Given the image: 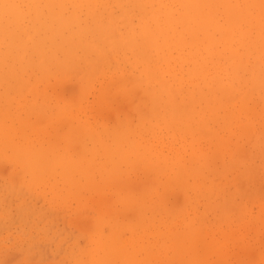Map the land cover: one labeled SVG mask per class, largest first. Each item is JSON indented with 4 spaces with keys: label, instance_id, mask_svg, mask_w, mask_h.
<instances>
[{
    "label": "bare ground",
    "instance_id": "obj_1",
    "mask_svg": "<svg viewBox=\"0 0 264 264\" xmlns=\"http://www.w3.org/2000/svg\"><path fill=\"white\" fill-rule=\"evenodd\" d=\"M260 5L261 0H0V162L22 171L21 178L13 171L19 195L44 187L59 206L71 199L91 210L95 203L97 217L86 218L83 211L79 219L72 217L94 229L86 264L224 263V251L220 261L198 253V216H189V209L212 190L192 187L185 177L200 181L212 174L214 180L250 155L236 148L237 136L231 143L230 134L214 128H244L245 134L255 121L248 100H264ZM112 87L119 93L112 94ZM92 93L96 104L90 108ZM236 111L245 115L247 127ZM200 131L212 135L207 147L199 144ZM215 158L228 168L221 164L219 170ZM3 169L4 177L13 176ZM181 189L188 214L179 215L168 197ZM223 191L217 184L215 195ZM10 197L5 198L13 202ZM83 216L94 221L86 226ZM121 229L130 237L123 239ZM220 246L219 252L226 249Z\"/></svg>",
    "mask_w": 264,
    "mask_h": 264
},
{
    "label": "rangeland",
    "instance_id": "obj_2",
    "mask_svg": "<svg viewBox=\"0 0 264 264\" xmlns=\"http://www.w3.org/2000/svg\"><path fill=\"white\" fill-rule=\"evenodd\" d=\"M97 82H96V88L99 90L100 87H101V85L99 83L100 81L98 82V84H97ZM74 83L75 84H73V85L78 84L76 82H74ZM97 85H100V86L97 87ZM126 86H127V88H130L131 87V85L130 86L129 85H126ZM96 88L93 90L94 94H97V92H95V91H97ZM111 90H113L112 91V94H114L116 91L119 93V91L116 90V88L113 89V87H112ZM94 94L93 93L91 94V95H93V97H91V95L89 97V101L90 102L89 101L88 102H89L90 108L96 104V101H95L96 98H95ZM235 94L237 96V93L236 92L234 93V95ZM233 100H232L231 103L234 102L233 104H237V102L239 101V96H238V98L235 99L236 101L235 100L233 101ZM261 101H262V99L256 100V103H258L256 105V104H254L255 103V99L248 100L249 105H251V108H252V106H255V108L253 107V109H254V114L256 115V118H254L255 115L253 114L252 115L253 116V120H255V121L253 122L254 124L253 123L251 124L252 126L250 125V126L247 127L248 121L244 117L245 116L244 114H242L240 112H237V111H236L237 113L235 112L236 115L238 116V120H239L238 122L240 124L243 122L241 125L247 127L246 128L247 131H246L245 134H241V131H243L244 128H228L227 129V127H226V129H225V127H223V124H219V125L222 126L221 128H224V131H223V129H221V131H220L219 128L218 129L214 128V130H217L218 134H221V135L224 134V133L225 134H230V141H231V143H233L232 140H235V138H236V140L234 141V145H236V148L237 149H240L241 146H242L243 148H241V150H240L241 152L245 148V150H244L245 151V154L246 153H249L250 155L247 154V157L248 158L251 157V159H248V158L245 157L246 159L244 160V163L243 164H241L240 166H234V168H231V169L229 167L230 170H228V171L226 170V171L222 172L220 175L219 174L216 175L215 176L216 178L214 180H212V177H213L212 174H210V175H208V177L202 179L203 181L202 180L198 181V179L196 180V179H194L193 177H191L189 175L187 177H185V179L188 181V183H190V185H192V187H195V186L197 187L198 185H200L198 187H201L202 186V188H203L204 191H205V189H208L209 192H210V190H212V195L210 197L213 198L212 196H216V199H218L217 201H215L214 198L213 199H210V197H206V195H200L199 199H197L196 201H194V204L192 203L193 204V206H192L193 208L191 207L189 209V216H195V214H197V216H198L196 218V222H197L196 224H197V227L198 228L195 231V234L196 233L197 234L201 233V234H199V236L197 235L198 237H200V238H198L199 239V242H198L199 245H198V247H199V250H200V251H198V253H201L202 252L201 253L202 255H207V256L209 254V255H211L210 258L212 260H218V261H220V257L218 255H220L224 251L225 252V255H227V256H225L227 259L224 257L225 258V261L223 260L224 263L222 261H220L222 263L216 261L219 264H225L226 261H227L226 264H232V263L233 264H246V263L247 264H252L253 262H254L253 264H256L257 262H258L257 264H264L263 263L264 262V256H263V254H264V247H263L264 246V234H263L264 233V228H263L264 227V225H263L264 224V222H263V219H264V215H263L264 214V198H263L264 197V190L262 191V189L264 188L263 187L264 185H262V183H264V132L262 131V130H264V127H263L264 126V124H263L264 123V108H263L264 106H263V104H262L263 110H259L261 108V104L260 103L264 102V100L262 102ZM91 104H92V106H91ZM256 109L259 110L258 113L255 111ZM261 111H262V113H261ZM259 113H261V114L259 115ZM257 115L258 116H261V117H258ZM239 116H240V119L243 120V121H241L239 119ZM236 119H237V117H236ZM261 124L263 126H261ZM260 126L262 127V129L260 128ZM215 127H219V126L217 125ZM203 129H205V130L207 129V131H209V128H200V130L202 131V133H203ZM210 129H212V128H210ZM252 129L254 130L253 133L251 131ZM201 131L199 133V134H201L200 137L202 136L204 138L201 137L203 139V143H202L201 140H199V144H203L205 147H207L208 146L207 143H208L209 139H211L212 135L209 134V136L207 137L208 133H206L207 135H205V134L202 135ZM220 132H222V133H220ZM230 132H232V133H230ZM251 133H252V135L254 137H252ZM259 134L262 136L260 138L261 139L260 140V143H259V137H258V136H260ZM232 135L234 137L235 136H237V137L234 138ZM197 136H199V135L196 134L195 137H197ZM205 141H207V142H205ZM249 142H251V143H249ZM213 149H215V146L213 147ZM247 150H248V152H246ZM211 151H213V150H211ZM255 154H257V155L255 156ZM216 159L217 158H215V161H216ZM220 159H217L218 161H216V163L219 164V165L217 164L218 167H219V170L221 168L220 167L221 164H223V161H222L223 159L222 160H220ZM4 161H5V163L7 162L8 166L11 164V162L8 161V160H6V159H4V160L2 159L1 160L2 164H4ZM1 162H0V165L2 166ZM7 164H4L2 167L0 166L3 171L5 170V169H3V167H5L6 169L12 167L11 168V171L12 172L14 170H16L15 167H17V170L20 169L16 164H13L12 163L10 165V167H8ZM224 164H223V166H224ZM225 166H224L225 168H228L227 167L228 166L227 164ZM254 169H255V171H254ZM256 169H257V171H256ZM221 170H223V168H221ZM3 171L0 170V176H1L0 177V199L2 200V203L5 205V206H3L2 203H1V201H0V209H1L0 210V227H1L0 228V232H1L0 233V264H7V263H9V264H21V262H23V261H28V262H30V264H36L37 262H38L37 264H70V263L71 264H81V263L82 264H86V263H88L87 262V259H88L87 252L92 247L91 239H92V235L94 233V231H93L94 229L92 230V228H91L90 231L89 230H86V229L89 228V227H91V226H89V227L87 226V222L89 224H91L90 221H92L94 218H91V220L88 221V219L85 220V218H84L85 216H83L82 219L80 217V220L85 221L86 226H87V227L85 226L86 228H82V226L85 225V224H82L84 222H81V225H82L81 226V225H79V222H77V220L76 221L73 220L75 223L72 222V219L73 218L74 219H79L78 218V215L81 216L83 213H84L83 215H86V218H88L89 216L97 217V215H98V207L97 206L95 207V203H93L92 201H91L92 202L91 203L90 200H89V202L92 204L91 205V210H89V207L90 206L88 207V205H86L87 203L86 204L85 203L83 204V205L87 206L86 208L84 206H83V208L82 207L81 208H78V207H80L79 206L80 203H78L76 200H74V201H76V204H75V202L73 203V201L71 199L70 200L68 199L69 202L68 201H66L64 203L60 202L62 204H60V206H59L57 204V202H59V201L53 200L51 198V195H50L49 191H46L47 189L45 190L44 187H43L42 191L41 190L40 191L39 190L38 191H35L34 194H32V193L30 194V193H27L26 192V193H23L22 195H19L18 192L13 191V185H17V184L20 183V181L17 182L16 181L17 179L16 178L14 179V177H17V175H18L19 177H17V178H21L22 177V171L21 170L18 171L19 173H17L16 171H14L17 174V175L14 176V172L12 173L8 169V171L13 174V176H11V177H10L11 174L10 175H7L8 172L7 171H4V172H7L6 175L10 177L9 179L7 177H4V175H2L3 174L2 173ZM254 173L258 177H256L254 175ZM12 177L15 180V181L13 180L14 182H12ZM136 177L138 178L139 176L137 175ZM239 177H240L241 180L239 179ZM252 177L253 178H256L257 181H255L256 179H253ZM259 178H260V180H259ZM6 179H7V181H6ZM254 181H255V183H253ZM260 181H261V183H260ZM239 182H240V185H239ZM245 182L248 183V185H246ZM241 183H243V184H241ZM217 184H220V185H222L225 188V191L221 192L222 195H223V197H224V200H223V197H222L221 193L218 194V195H215V192L214 191H216ZM4 189H5V191H4ZM246 189H248V190H246ZM43 190H45V191L43 192ZM182 190L183 189H181V191H179V192L178 191H175L174 194L169 195V197H168V199H169L168 200V204L171 205V206L174 205L175 206V209H176L175 211L178 210L176 213H179V215H180L181 212H184V210H185L183 208L184 207L183 206V201H184L183 193L184 192H182ZM97 191L102 192L103 190L97 189ZM1 194H2V196H4V198L1 196ZM5 194H8V195H5ZM37 194H38V196H37ZM250 194L252 195L251 198H249L250 197ZM255 194H256V196H255ZM257 194H259V195H257ZM9 195L12 196V198L14 199L13 202L10 201L11 197ZM47 195H49L48 197L51 198V199H48L47 200ZM220 195H221V198H219ZM231 195L233 197V200H232ZM5 197H9L10 199H7ZM45 197H46V199H45ZM176 197L179 198L178 201L176 200L177 199ZM261 197L263 198V200H262ZM228 198L232 200V201L230 200V203H229V199ZM5 199H7V201ZM211 200H212V202H211ZM239 200H242V202L239 201ZM46 201H47V203H45ZM89 202H88V204H89ZM239 202L241 203V205H239L240 204ZM77 203H78V205H77ZM170 203H172V204H170ZM21 204H23V205H21ZM53 204H55L57 206H55ZM93 204H94V206H93ZM229 204H230L231 207H234V209L232 208V210H231ZM233 204H234V206H233ZM14 205H15V207H14ZM242 205L244 207L246 206V209L244 207H242ZM62 206H63V208H64V206L65 207L67 206V208L69 210L64 209V211H62L63 210L62 209ZM177 206H179V208ZM181 206H182V208H181ZM93 207H95V208H93ZM238 207L240 209H238V211H237L236 209ZM84 208H85V210H83ZM242 208H244V210H242ZM34 209H36V210H34ZM79 209H82V210H79ZM53 210H54V212H53ZM226 210H228V212ZM59 211H62V215L59 214L60 216H58V213H57ZM68 211H70V212H68ZM73 211H75V212H73ZM79 211L80 212L83 211L82 214ZM185 211L186 212H184V214L185 213L188 214V211L187 210H185ZM59 213H61V212H59ZM52 215H53L54 218L52 217ZM58 217H60V218H58ZM65 217H67V218L69 217L68 221L70 223H67L68 221H66V224H65V220H67ZM223 217H224V219H223ZM242 217H243V219H242ZM199 218H202L203 220H199ZM53 219H54V222H53ZM260 219L262 220L261 222L259 221ZM7 220H8V222H7ZM33 222H34V224H33ZM247 222H248V225H247ZM38 223L40 225H38ZM227 223L228 224L230 223V225L228 226ZM255 224L257 226L261 224L260 226H258V228L260 229V231H258V229H257L256 232L253 231V229L256 230L255 228H257V226ZM25 225H26V227H25ZM203 225H204V227H203ZM52 226H54V227H52ZM226 226H227V228H226ZM47 227H49V228L47 229ZM9 228H10V230H9ZM36 228H38V229H36ZM51 228H52V231H51ZM81 228H82L83 231L81 230ZM203 228L205 229V231L203 230ZM76 230H77V232H76ZM123 230L122 229L121 230H118V233L119 234L122 232L123 235L120 234V235L123 236L122 238L123 239L124 238L126 239L127 236L130 237V235H128L129 232L126 231L125 229H123ZM73 231H75V232H73ZM91 231H93V232H91ZM199 231H201V232H199ZM209 231H210V233H209ZM37 232H39V234H37ZM126 232H127V234H126ZM257 232H260V233H257ZM211 234H213V235H211ZM241 234H243L244 237L242 236L241 237L242 239L239 238V241H237L238 240L237 237H239ZM124 235H125V237H124ZM208 235H209V237H207ZM262 235H263V237H262ZM85 236H87L88 238L85 237ZM232 236H234L235 238L232 239ZM55 237H56V239H54ZM205 237H206L207 241L204 239ZM251 237H253V239ZM208 238H210V240H208ZM229 238H230V240H229ZM204 240L206 242V245L204 244ZM79 241H81V242H79ZM211 241H212V243L209 246L208 242L210 243ZM228 241H229V243H227ZM37 242H38V244H37ZM33 243H35L34 246H36V244H37L38 247H34L33 246ZM41 243L43 244V246H42ZM44 243H45V245H44ZM219 243L222 246L225 245L226 246V249L224 248V250H222V251L219 252V250H220L219 247H221ZM239 244L241 245V247H240ZM248 244H250V245H248ZM207 245H208V249H206ZM256 245L259 248H257ZM245 246H248L251 249L248 250L249 248L248 247H245ZM210 247H212L211 250H213V252L211 250H209ZM33 248H35V249H33ZM254 250H258V251H254ZM60 251H61V254H60ZM74 251H75V253H74ZM206 251L207 252L210 251V253L211 252L212 253L210 254V253H207ZM215 251H217V252H215ZM232 251H235V252H232ZM253 251L255 252L256 255H259V257L261 255V257L258 258L254 254ZM259 251H262V252H259ZM58 252H59V254H58ZM203 252H204V254H203ZM227 252L228 253L230 252V253L227 254ZM243 252H244V254H242ZM55 255H57V256L55 257ZM11 257H12V259H11ZM32 257H35V259L32 260ZM18 259H20V260H18ZM71 259H72V261H71ZM248 259H249V261H247ZM245 260L247 262H245ZM183 261H184V264L187 263L186 260L183 259ZM177 264H179V263H177ZM207 264H211V263H208L207 262ZM213 264H215V263H213Z\"/></svg>",
    "mask_w": 264,
    "mask_h": 264
},
{
    "label": "snow or ice",
    "instance_id": "obj_3",
    "mask_svg": "<svg viewBox=\"0 0 264 264\" xmlns=\"http://www.w3.org/2000/svg\"><path fill=\"white\" fill-rule=\"evenodd\" d=\"M3 7L4 8H10V7H13L12 5H7V4H5V5H3ZM260 7H261V9H262V11H264V0H261V5H260ZM21 264H30V262H28V261H23V262H21Z\"/></svg>",
    "mask_w": 264,
    "mask_h": 264
}]
</instances>
